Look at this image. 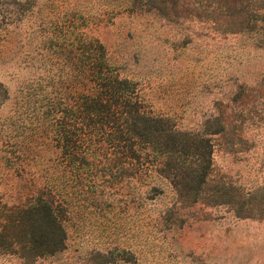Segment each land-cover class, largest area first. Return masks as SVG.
Instances as JSON below:
<instances>
[{
  "label": "rangeland",
  "instance_id": "obj_1",
  "mask_svg": "<svg viewBox=\"0 0 264 264\" xmlns=\"http://www.w3.org/2000/svg\"><path fill=\"white\" fill-rule=\"evenodd\" d=\"M80 34L147 112L205 134L196 203L156 173L65 168L44 106L74 90ZM40 190L65 248L25 258L10 234ZM0 264H264V0H0Z\"/></svg>",
  "mask_w": 264,
  "mask_h": 264
},
{
  "label": "trees",
  "instance_id": "obj_2",
  "mask_svg": "<svg viewBox=\"0 0 264 264\" xmlns=\"http://www.w3.org/2000/svg\"><path fill=\"white\" fill-rule=\"evenodd\" d=\"M74 46L77 55L66 59L74 66L68 74L74 90L44 106L45 119L62 143L65 168L124 165L131 176L156 173L171 182L181 199L196 203L210 166L205 134L179 131L168 118L147 112L135 85L118 75L99 41L80 34ZM73 176L72 181L79 178ZM56 202L40 190L29 206L17 211L23 221L13 223L10 237L18 245L26 243L18 250L22 257L55 255L65 248V220ZM26 215L28 230H23Z\"/></svg>",
  "mask_w": 264,
  "mask_h": 264
}]
</instances>
